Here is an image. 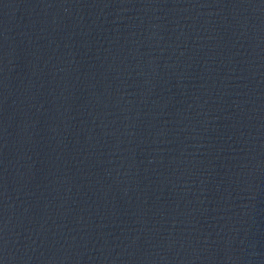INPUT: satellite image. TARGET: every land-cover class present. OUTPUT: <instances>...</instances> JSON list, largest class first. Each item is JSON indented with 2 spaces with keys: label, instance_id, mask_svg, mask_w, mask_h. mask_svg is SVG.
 I'll use <instances>...</instances> for the list:
<instances>
[{
  "label": "water",
  "instance_id": "95a60500",
  "mask_svg": "<svg viewBox=\"0 0 264 264\" xmlns=\"http://www.w3.org/2000/svg\"><path fill=\"white\" fill-rule=\"evenodd\" d=\"M0 264H71L35 172L1 40Z\"/></svg>",
  "mask_w": 264,
  "mask_h": 264
}]
</instances>
